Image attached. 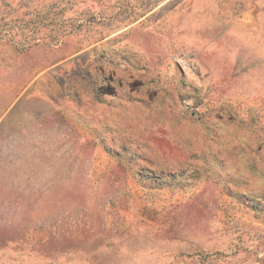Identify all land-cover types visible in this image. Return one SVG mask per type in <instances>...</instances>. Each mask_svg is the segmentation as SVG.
Listing matches in <instances>:
<instances>
[{"label":"rangeland","instance_id":"1","mask_svg":"<svg viewBox=\"0 0 264 264\" xmlns=\"http://www.w3.org/2000/svg\"><path fill=\"white\" fill-rule=\"evenodd\" d=\"M0 264H264V0H0Z\"/></svg>","mask_w":264,"mask_h":264},{"label":"built area","instance_id":"2","mask_svg":"<svg viewBox=\"0 0 264 264\" xmlns=\"http://www.w3.org/2000/svg\"><path fill=\"white\" fill-rule=\"evenodd\" d=\"M185 68H186V69H189L190 67H189V65H185Z\"/></svg>","mask_w":264,"mask_h":264}]
</instances>
